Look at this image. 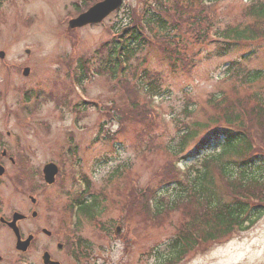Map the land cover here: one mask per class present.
<instances>
[{"label": "rangeland", "instance_id": "obj_1", "mask_svg": "<svg viewBox=\"0 0 264 264\" xmlns=\"http://www.w3.org/2000/svg\"><path fill=\"white\" fill-rule=\"evenodd\" d=\"M5 1L0 0L4 4L0 10V51L3 50L6 54L3 59L0 58V128L1 124L8 121L7 110L15 113L10 115L11 125L20 118L17 114L19 111L16 110L22 101H19L21 93L17 87L36 90L42 94L41 98L48 96L41 106L37 102L30 103L33 117L39 122H48L49 133L36 125L28 134L27 141L37 148L34 160L36 165H41L55 158L62 145L63 148L68 146L67 141L72 139L73 143L69 132L73 133L74 142L78 146L76 162L81 166L83 176L90 178L93 192H98L100 188L104 191L103 211L94 224L78 214V218L82 220L81 234L94 243L105 245L101 240L102 231L105 232L103 226L113 225V230L120 229L119 238L113 242L114 250L110 262L101 264H264V216L246 231L236 232L231 238L227 237L218 242H205L183 260H173L171 263L168 261L171 258L170 240L176 232L177 223L183 221L182 210L171 212L169 218L165 217L161 224L143 225L127 204L130 179H133L130 188L135 182L138 191L146 187L147 192H150V189L164 186L167 184L166 169L170 170L167 163L176 171L174 163L193 149L196 140L190 141L181 153L170 154V146L179 144V121L191 119L204 122L215 113L213 106L209 104L211 97L222 98L223 94L233 97L235 93L243 97L257 93L264 98V76L250 83L245 75L255 70L264 73V40L257 43L261 45L258 54L249 60H242L231 76L227 67L232 61H240L242 53L250 47H236L227 55L218 57L214 53L206 55L207 51L213 50L214 46H210L195 59L197 66L186 71L178 69L177 72L170 68L167 59L158 50L153 48L141 53L133 65L143 61L139 69H149L151 77H157L158 74L168 94L159 104L151 105L154 108L149 111L151 126L130 121L122 127L120 115L112 119L108 117L109 109L112 114L114 111L121 114L124 110L132 113L125 105L121 90L115 87L122 81L116 83L110 76L96 75L83 81L81 87L75 90L67 76V61L95 55L103 42L113 38L111 28L115 24L121 27L127 23L125 6L136 7L141 0H127L119 11L111 14L103 23L82 26L74 31L68 29L70 13L77 12L73 4L76 1L82 7L86 0L83 3L78 0ZM209 1L207 8L216 9L219 18L223 16L225 20L232 22L242 19L248 4V0ZM78 14L79 12L74 17ZM27 49L30 53H26ZM192 54L189 48L190 59L194 58ZM26 66L31 68L28 77L23 75ZM138 70L132 68L130 73L134 74ZM136 80L135 77L133 85H137ZM69 88L71 103L70 106H63L61 114L54 109L59 102L51 98L50 94L54 90V94L66 93ZM137 94L141 97L139 104H142L137 111L144 112L143 104L149 102L151 95L147 93L141 96L138 91ZM86 101L90 104L86 105L84 112L76 114L73 107L76 104L84 106ZM95 101L100 102L102 108H98L97 103H92ZM186 104L194 110L190 117L184 111ZM103 121L105 128L109 127L114 133V140H105L104 133L99 131V125ZM99 132L102 134L99 135ZM180 165L185 171L189 165H192L194 172L201 169L196 160H182ZM66 170H71L68 163ZM215 171L219 180L218 172L216 169ZM110 176L112 182L107 181ZM173 186L158 190L163 195L172 196L175 193ZM78 187L73 186L71 179H68L65 192L70 194L63 191V203L69 197L75 196L73 192ZM52 189V194L55 195L57 189L55 186ZM227 190H230V186ZM1 242L4 246L9 245L7 240Z\"/></svg>", "mask_w": 264, "mask_h": 264}, {"label": "trees", "instance_id": "obj_2", "mask_svg": "<svg viewBox=\"0 0 264 264\" xmlns=\"http://www.w3.org/2000/svg\"><path fill=\"white\" fill-rule=\"evenodd\" d=\"M194 2L195 0H147L139 10L126 8L129 22L116 29V36L99 46L91 58L79 59L76 68L78 80L82 81L96 72L115 78L119 71H124L122 67L125 63H128L130 72L132 68L137 70L140 65L130 63L139 54L152 48L161 49L172 69L177 71L179 67L185 66V55L179 45H185L192 39L196 45H203L212 31H215L213 35L216 39L213 44L216 54L220 56L238 46L264 40V0H251L240 21L221 19L220 25L215 29V25L206 18L205 9L196 7ZM87 7L85 3L84 8ZM258 52L259 48L253 47L244 58H252ZM245 75L248 82L254 83L264 73L255 70ZM142 76V84L146 85L148 94H161L163 84L160 78H152L149 70H145ZM70 95L69 88L68 92L63 93L66 101L63 102L62 97L58 101L63 102V106H70ZM209 104L213 106L215 113L204 122L191 119L179 121V144L170 146V154H179L190 141L196 140L194 148L184 159L195 158L205 151L197 161L202 170H191L183 182L177 180L175 193L156 199L153 213L149 210L142 191H136L132 185L130 188L131 179L128 182L127 204L143 225L161 224L165 217L169 218L171 212L182 210L183 221L177 223L176 232L170 240L171 263L173 260H183L205 242H218L231 237L236 231L252 227L264 215V98L257 93L243 97L237 93L233 97L223 94L222 98L211 97ZM143 107L144 112L137 111L139 103L136 101L133 108H129L132 113L129 110H124L121 114L114 111L113 116H121L119 121L122 127L130 121H139L149 127L148 101ZM184 111L190 117L194 110L186 104ZM201 133L205 134L200 136ZM167 165L170 170L166 169L165 177L169 183L178 179L179 173L169 163ZM107 181L112 182V176ZM228 186L230 190H227ZM103 193L101 188L98 192H93L90 182L86 192L79 198L80 211L88 219H94L103 211Z\"/></svg>", "mask_w": 264, "mask_h": 264}, {"label": "flooded vegetation", "instance_id": "obj_3", "mask_svg": "<svg viewBox=\"0 0 264 264\" xmlns=\"http://www.w3.org/2000/svg\"><path fill=\"white\" fill-rule=\"evenodd\" d=\"M10 122L9 116L0 128V264L109 263L112 236L104 233L103 245L68 228L63 176L46 181L47 162L35 164L37 148L27 141L33 124Z\"/></svg>", "mask_w": 264, "mask_h": 264}, {"label": "water", "instance_id": "obj_4", "mask_svg": "<svg viewBox=\"0 0 264 264\" xmlns=\"http://www.w3.org/2000/svg\"><path fill=\"white\" fill-rule=\"evenodd\" d=\"M122 2L123 0H105L104 2L92 7L89 11L81 14L78 18L71 20L69 25L71 28H76L90 23H98L102 21L110 12L117 9L122 4ZM24 74L28 75L29 69H26ZM56 172L57 168L55 165H47L45 168L46 180L52 183L54 181Z\"/></svg>", "mask_w": 264, "mask_h": 264}]
</instances>
